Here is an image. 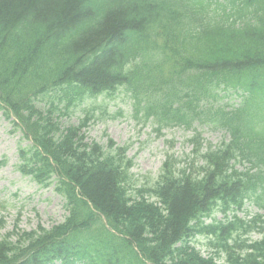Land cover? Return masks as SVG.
I'll return each mask as SVG.
<instances>
[{"label": "trees", "instance_id": "16d2710c", "mask_svg": "<svg viewBox=\"0 0 264 264\" xmlns=\"http://www.w3.org/2000/svg\"><path fill=\"white\" fill-rule=\"evenodd\" d=\"M215 1L180 6L175 0H0V96L39 147L31 156L23 155L24 168L40 183L62 171L64 189L80 188L130 239L99 233L95 243L80 239L78 232H92L95 222L78 202L62 230L70 236L58 247L43 253L56 232L32 235L20 248L0 242V264H51L54 259L65 264L81 259L87 264H214L191 245L205 233L217 237L228 264H264V240L242 244L237 254L238 242L233 247L226 242L234 240V228L203 222L218 202L227 211L252 199L255 177L262 176L240 174L231 162L244 155L246 137L262 134L252 123L264 118V0ZM153 51L162 52L173 80L156 82L153 75L160 76L165 64H147L145 57ZM143 59L139 69L137 61ZM130 61L141 79L133 95L139 103L147 102V115L159 125L191 124L203 113L197 112L200 104L220 88L243 92L252 109L246 119L223 109L213 113L216 122L211 123L229 128L232 140L205 154L201 142L193 140L202 165L191 163L178 176L172 164L166 165L152 190L159 203L130 197L112 156L96 145L89 155L79 153L81 128L60 132L53 122L87 98L133 85L124 69ZM163 88L166 96L158 98ZM182 100L192 106L193 115L177 121L170 111ZM35 103L46 111H38ZM23 249L32 254L18 261ZM89 250L95 256H85Z\"/></svg>", "mask_w": 264, "mask_h": 264}, {"label": "rangeland", "instance_id": "374dc122", "mask_svg": "<svg viewBox=\"0 0 264 264\" xmlns=\"http://www.w3.org/2000/svg\"><path fill=\"white\" fill-rule=\"evenodd\" d=\"M88 108L94 109L95 117L86 131L88 140L103 146L109 140L118 146L129 145L128 157L134 160L131 172L137 188L157 178L167 154L177 159L180 167L186 165V158L192 149L188 140L193 133L182 127L156 133L151 122L144 124L134 119L132 100L124 90L112 98H99ZM82 116L78 110L69 123L79 124ZM63 123L67 124V121L63 120ZM198 131L208 144L218 145L229 138L224 130L210 126L199 127ZM28 145L22 133L13 130L0 111V161L5 162L0 167V238L13 231L15 226L26 232L37 230L39 226L51 228L66 215L63 203L53 187L41 188L17 170L19 146ZM256 213L264 214V211L247 204L238 216L248 220ZM223 219L221 214L215 215V220ZM206 222L210 223L211 220ZM258 238V235L253 236V239ZM209 241V237L196 240V247L204 255L213 254L208 246ZM219 264H223V261L220 260Z\"/></svg>", "mask_w": 264, "mask_h": 264}]
</instances>
